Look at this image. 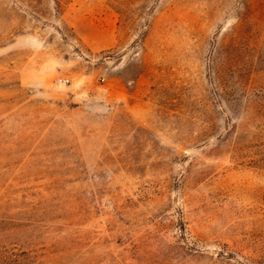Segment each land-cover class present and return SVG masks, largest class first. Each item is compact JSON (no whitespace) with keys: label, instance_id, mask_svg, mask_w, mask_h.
Here are the masks:
<instances>
[{"label":"rangeland","instance_id":"rangeland-1","mask_svg":"<svg viewBox=\"0 0 264 264\" xmlns=\"http://www.w3.org/2000/svg\"><path fill=\"white\" fill-rule=\"evenodd\" d=\"M0 264H264V0H0Z\"/></svg>","mask_w":264,"mask_h":264},{"label":"built area","instance_id":"built-area-1","mask_svg":"<svg viewBox=\"0 0 264 264\" xmlns=\"http://www.w3.org/2000/svg\"><path fill=\"white\" fill-rule=\"evenodd\" d=\"M58 81H59V82L66 83V82H68V79L59 78Z\"/></svg>","mask_w":264,"mask_h":264}]
</instances>
